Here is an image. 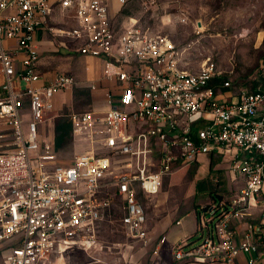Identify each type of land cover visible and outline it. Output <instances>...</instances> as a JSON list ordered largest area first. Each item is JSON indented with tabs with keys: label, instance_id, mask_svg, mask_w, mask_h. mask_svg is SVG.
Wrapping results in <instances>:
<instances>
[{
	"label": "built area",
	"instance_id": "obj_1",
	"mask_svg": "<svg viewBox=\"0 0 264 264\" xmlns=\"http://www.w3.org/2000/svg\"><path fill=\"white\" fill-rule=\"evenodd\" d=\"M111 1L0 0V264H54L74 246L89 250L116 199L124 232L149 244L137 193L157 194L174 163L189 166L209 154L225 158L243 185L201 209L196 241L174 244L173 260L237 264L245 256L244 264H264V75L261 86L241 89L235 100L218 97L210 82L221 71L210 58L190 71L167 35L136 17L117 24ZM115 1L119 13L128 0ZM155 4L142 0L145 12ZM55 12L66 27L52 21ZM40 31L100 58L102 79L112 83L103 108L66 114L70 134L84 146L69 163L53 135L48 140V123L55 94L81 81L61 72L42 81ZM164 242L158 238L152 255Z\"/></svg>",
	"mask_w": 264,
	"mask_h": 264
},
{
	"label": "rangeland",
	"instance_id": "obj_2",
	"mask_svg": "<svg viewBox=\"0 0 264 264\" xmlns=\"http://www.w3.org/2000/svg\"><path fill=\"white\" fill-rule=\"evenodd\" d=\"M127 16L139 18L143 27L170 37L183 49V64L190 71L197 70L204 59L210 58L221 71L222 81H229L225 90L231 95L263 83L264 0H156L155 6L146 12L142 0H128L114 19L118 24ZM56 20L58 27L69 23H61L58 15ZM47 32H39L43 39L40 45L45 44L39 57L48 61L51 71L69 73L77 80H84L85 75L75 71L78 69L73 63L77 57H83L73 50L75 42ZM68 63L73 67L69 68ZM86 86V83L78 84L55 94L56 102L61 104L64 100L66 103L51 110L49 141L53 134L55 136V123L66 119L67 112L86 108L82 105L88 98ZM221 90L219 87L217 93ZM56 148L60 158L68 163L84 150L83 144L70 133ZM227 164L221 156L205 157L184 167L174 163L171 172L163 177L157 194L138 192L137 200L144 209L150 233L154 234L156 223L166 216L172 217L173 223L181 217L180 228L189 241H196L199 224H195L194 209L202 212L198 206L205 209L214 198L226 200L235 191L237 184L231 183ZM120 204L121 200L116 199L105 211L92 248L87 251L75 246L67 249L55 256L56 264H148L155 242L151 240L144 245L127 236L120 224L123 213ZM206 217L211 216L206 214Z\"/></svg>",
	"mask_w": 264,
	"mask_h": 264
},
{
	"label": "crops",
	"instance_id": "obj_3",
	"mask_svg": "<svg viewBox=\"0 0 264 264\" xmlns=\"http://www.w3.org/2000/svg\"><path fill=\"white\" fill-rule=\"evenodd\" d=\"M118 9H119V5L117 4V2L115 0H112L110 3V9H109L110 13L115 16ZM57 15H58L57 12H55L52 15V17H51L52 21H54V19H55V21H57L56 20ZM58 17H60V16L58 15ZM41 35H42V33H39L37 35V39H36L37 48L39 51V56H40V50L43 51L44 50L43 47L45 45V44L40 45L41 43H43V39L41 38ZM73 63L75 65H77L76 68L78 70H75V71H79V74L83 73L85 75L84 80L79 78V80L81 81L80 84L86 83L87 84L86 87L89 88V93L87 94V96H88L87 101L82 104L86 107L83 110L92 109V108L93 109H100L101 107H104L103 93L108 87H111L110 85H112V83L107 81V80L102 79L103 70H104L102 60L100 58H96V57H90L89 58V57L83 56L81 58V56H80V57H77L73 61ZM72 67H73V65L69 64V68H72ZM80 67H82L81 71L79 69ZM37 70H38L39 74L42 76L43 82H48L53 77V75L55 73H60V72L51 71V68L49 67L48 61H46L40 57H39L38 64H37ZM61 73H64V72H61ZM91 83L95 84L94 88H90ZM261 85H262V83L257 85V86H253V88L251 90L248 89V91H253L258 86H261ZM221 91L222 92L217 93L218 97L226 98V99H230V100H235L237 98L238 92L234 95L233 94L231 95L225 89H224V91L223 90H221ZM228 96H231V97L229 98ZM65 103H66V101L63 100V102L61 104H59L58 102H56V97L54 98V108H55V106L58 107V105L62 106V104H65ZM69 112H67V113H69ZM66 114H65V116H66ZM52 131H53V126H52ZM53 138H54V134H53ZM212 156H221V155L209 154L207 156H202L200 161L203 160L205 157L211 159ZM229 176H230L231 183L237 184V186L235 188V191H237V189H239L243 185V182H244L243 178L241 176H239L238 174H232L230 172H229ZM214 200H218V199L214 198ZM203 208L204 207L198 206L199 210H201ZM251 211H252L251 213H253V215L257 214L256 209H253ZM198 213L199 212H196V209H194L195 224L196 223L198 224V221H197ZM176 222H178V223H176ZM180 223H181V217H178L175 220V222L173 223L172 217H170V216H166V218H164L163 220H159L156 223V228H155L154 234H151V236L153 238L152 240H154V242L156 244L159 237L165 236V242L160 245V249L158 250L157 255H153L152 260L148 264H181V263L173 260L172 252H171L172 246L174 244H176L177 242H179L180 240H182L183 238H186V236H187L185 234V232L180 228V226H179ZM244 262H245V256H240L238 258L237 264H244ZM54 264H56L55 260H54ZM136 264H140V263H136ZM257 264H263V262L261 260H258Z\"/></svg>",
	"mask_w": 264,
	"mask_h": 264
},
{
	"label": "trees",
	"instance_id": "obj_4",
	"mask_svg": "<svg viewBox=\"0 0 264 264\" xmlns=\"http://www.w3.org/2000/svg\"><path fill=\"white\" fill-rule=\"evenodd\" d=\"M221 83H222L221 78H214L211 80L210 84L213 86L214 92L217 91V89H219V87L222 90L226 89V87L220 86ZM54 130H55L54 143L56 146H59L62 143V141L64 140V138L66 136H68L70 131H71L70 122L68 121L67 118L64 119L61 123L56 122L55 126H54ZM210 163H212V162L210 161Z\"/></svg>",
	"mask_w": 264,
	"mask_h": 264
}]
</instances>
